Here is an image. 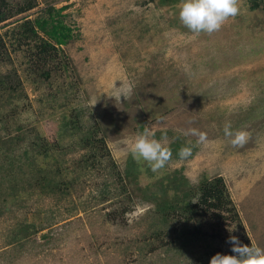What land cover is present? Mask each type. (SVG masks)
<instances>
[{"label":"rangeland","instance_id":"1","mask_svg":"<svg viewBox=\"0 0 264 264\" xmlns=\"http://www.w3.org/2000/svg\"><path fill=\"white\" fill-rule=\"evenodd\" d=\"M181 2L0 0V264H209L230 235L264 249V2L240 0L199 36ZM48 12L66 41L36 27L22 44L21 25ZM39 39L54 45L40 62ZM145 128L172 150L158 173L129 152ZM216 177L224 205L206 209Z\"/></svg>","mask_w":264,"mask_h":264},{"label":"clouds","instance_id":"2","mask_svg":"<svg viewBox=\"0 0 264 264\" xmlns=\"http://www.w3.org/2000/svg\"><path fill=\"white\" fill-rule=\"evenodd\" d=\"M239 4L240 0H182L179 20L195 36L201 33L212 35L219 31L229 18L239 14ZM130 94L131 88H128L117 92L113 97L120 100L121 96L127 98ZM223 131L234 148L244 147L250 136L246 130L233 131L230 122L225 123ZM182 134L196 136L197 144L205 142L207 138L205 132L196 128L182 130ZM193 147L195 145L189 142L181 146L177 155L181 160H186L193 155ZM129 152L137 164H146L153 173L165 169L173 155L167 143V135L156 139L155 133L149 128H145L129 142ZM226 243L231 245V254L218 252L210 258L209 264H264V249L259 246L244 244L237 236L232 235Z\"/></svg>","mask_w":264,"mask_h":264},{"label":"trees","instance_id":"3","mask_svg":"<svg viewBox=\"0 0 264 264\" xmlns=\"http://www.w3.org/2000/svg\"><path fill=\"white\" fill-rule=\"evenodd\" d=\"M264 2V0H261ZM31 6V3L28 2L25 5L21 6L19 11H24ZM7 13L2 12L0 9V19L5 18ZM38 28L40 31L45 32L48 37L52 38L55 43L60 44L66 41L67 37H69V28L65 26L61 20L53 21L52 15L48 12V17L46 19H34L33 22L25 21L18 31L19 40H23L22 44H27L25 40H33L35 36V28ZM18 40V41H19ZM35 44L36 50L32 54L34 60L40 62L41 58H47V52L53 49L54 45H51L46 40L39 39V43ZM2 43L0 42V47ZM36 61V62H37ZM43 62V61H42ZM37 65V64H36ZM44 76H47V73H43ZM221 184L218 177L216 179L207 181L201 185V192L197 198V203L202 204L206 209H216L221 208L224 205L221 194ZM197 203H192L190 205V211L194 212L196 209ZM200 210V209H199ZM226 254H231V248L226 252Z\"/></svg>","mask_w":264,"mask_h":264}]
</instances>
